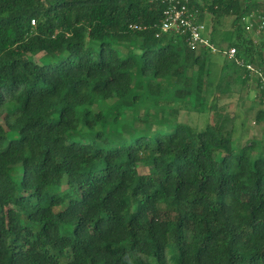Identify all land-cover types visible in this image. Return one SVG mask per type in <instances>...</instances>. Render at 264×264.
<instances>
[{"label":"trees","instance_id":"trees-1","mask_svg":"<svg viewBox=\"0 0 264 264\" xmlns=\"http://www.w3.org/2000/svg\"><path fill=\"white\" fill-rule=\"evenodd\" d=\"M188 1L197 21L212 18L216 47L264 72V43L242 19L254 0ZM166 6L0 0V264H264L259 145L239 150L223 126L135 128L136 87L177 117L194 110L190 97L207 108L251 81L232 64L218 85L206 48L156 38ZM139 167L153 171L133 175Z\"/></svg>","mask_w":264,"mask_h":264},{"label":"rangeland","instance_id":"rangeland-1","mask_svg":"<svg viewBox=\"0 0 264 264\" xmlns=\"http://www.w3.org/2000/svg\"><path fill=\"white\" fill-rule=\"evenodd\" d=\"M252 2L253 6L251 7V9L245 15H243L248 16L245 20H247L248 22L247 25H250V29L247 31L254 42L264 43V29H259L261 22L264 21V0H254ZM205 17V22H203V24L209 26L211 24L212 18L208 15H205ZM229 28L230 22L229 20H225L224 28L220 31H227L229 30ZM167 37L160 39V42H163ZM221 46H225V44H222ZM38 60L39 59H37L36 61ZM223 60H225V58L221 55V53H216L211 55L209 58H206V62L210 65V73L213 74L214 72V74L217 75L218 79H216V83L218 82V85H220L223 81L222 79L224 75L230 74L232 70V64L227 61L223 62ZM226 63L229 64L228 67ZM194 73V71H192V73L188 71L189 75ZM133 79L134 83L146 82L145 80L141 79L138 75H136L135 71ZM173 81L174 80L172 79L167 80L163 83L162 87H167V89H173ZM250 82V87L247 86L241 91V93H239L235 87L234 91L226 93H219L218 90L217 92H215L217 94L216 99H213V95H211V97L207 99L209 102L207 108L199 109V102L194 101V99L190 97L189 101L192 105L194 104V110H192V108L188 105H185L180 110L177 117L174 115H170L168 113V108H165L163 110L162 108H156L154 105L156 97H143L141 91L136 87L133 93L135 92L139 96L140 102L137 103V105L134 107V113L132 114L133 119H136L138 121L135 122V128L140 133L152 131L156 124L161 125V122L166 121V124L164 126L169 129L172 128V126H174L177 122L183 124L184 126L190 127L191 129H193L194 132L208 130L210 132L216 133L219 127L223 126L227 130L233 129V138L231 139L235 141L234 145L239 150H242V148L246 144H249L252 141L256 142L259 145L258 148L256 147L255 154L262 153L264 156V120L260 122L255 121L257 112L264 111V103L261 104L259 100H257L259 99V93L257 92L256 83L254 79H251ZM249 88L250 90L256 89V92L252 93L248 90ZM247 93L249 94V96L245 97ZM130 98L132 99V97ZM163 98H167L165 93L163 95ZM212 100L216 102V106L214 102L212 103ZM152 105L154 107H150ZM107 112L108 115H112V110L108 109ZM125 114L128 115L129 112L126 110ZM144 117H146V122H144ZM224 136L228 137V135L226 134H224ZM151 171H153L152 167H139L138 169L133 170L132 174L136 175L137 173H148ZM47 196L49 197V195ZM167 255H171L169 250L167 251Z\"/></svg>","mask_w":264,"mask_h":264},{"label":"built area","instance_id":"built-area-1","mask_svg":"<svg viewBox=\"0 0 264 264\" xmlns=\"http://www.w3.org/2000/svg\"><path fill=\"white\" fill-rule=\"evenodd\" d=\"M158 2L159 0H153ZM167 6L163 11V20L156 38L165 34H172L182 37L190 48H206L211 54L221 53L225 60L236 66L245 68L250 79L259 83V89L264 91V72L256 64H246L242 57H237L234 47L229 49H219L209 39V34L203 23L197 21V11H191L188 6V0H163ZM248 16H243L246 25V31L250 25L245 20ZM34 25V21L31 22ZM259 29H264V21L261 22ZM248 32V31H247Z\"/></svg>","mask_w":264,"mask_h":264},{"label":"crops","instance_id":"crops-1","mask_svg":"<svg viewBox=\"0 0 264 264\" xmlns=\"http://www.w3.org/2000/svg\"><path fill=\"white\" fill-rule=\"evenodd\" d=\"M250 85H251V82H249V84H248V87H250ZM249 91H251L252 93H255L256 92V89L255 90H250V88L248 89ZM249 96V94L247 93L246 95H245V97H248ZM258 100V99H257ZM262 103H264V99H263V102Z\"/></svg>","mask_w":264,"mask_h":264}]
</instances>
